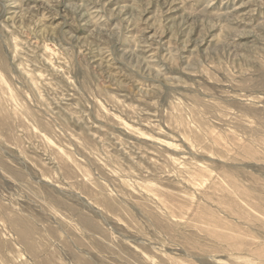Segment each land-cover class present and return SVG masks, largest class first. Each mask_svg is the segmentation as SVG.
I'll use <instances>...</instances> for the list:
<instances>
[{"label":"rangeland","instance_id":"1","mask_svg":"<svg viewBox=\"0 0 264 264\" xmlns=\"http://www.w3.org/2000/svg\"><path fill=\"white\" fill-rule=\"evenodd\" d=\"M0 264H264V0H0Z\"/></svg>","mask_w":264,"mask_h":264}]
</instances>
